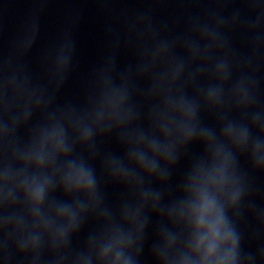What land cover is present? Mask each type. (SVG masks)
Here are the masks:
<instances>
[{"label":"clouds","instance_id":"obj_1","mask_svg":"<svg viewBox=\"0 0 264 264\" xmlns=\"http://www.w3.org/2000/svg\"><path fill=\"white\" fill-rule=\"evenodd\" d=\"M219 224H220V218L217 217L216 221L212 225L213 235H219V228H218Z\"/></svg>","mask_w":264,"mask_h":264}]
</instances>
